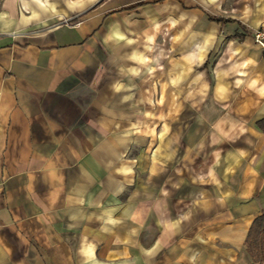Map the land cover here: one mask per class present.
Segmentation results:
<instances>
[{"label":"crops","instance_id":"crops-1","mask_svg":"<svg viewBox=\"0 0 264 264\" xmlns=\"http://www.w3.org/2000/svg\"><path fill=\"white\" fill-rule=\"evenodd\" d=\"M264 0H0V264H254Z\"/></svg>","mask_w":264,"mask_h":264},{"label":"trees","instance_id":"trees-1","mask_svg":"<svg viewBox=\"0 0 264 264\" xmlns=\"http://www.w3.org/2000/svg\"><path fill=\"white\" fill-rule=\"evenodd\" d=\"M257 125L264 132V118L259 119ZM244 245L252 263L264 264V210L253 220Z\"/></svg>","mask_w":264,"mask_h":264},{"label":"built area","instance_id":"built-area-1","mask_svg":"<svg viewBox=\"0 0 264 264\" xmlns=\"http://www.w3.org/2000/svg\"><path fill=\"white\" fill-rule=\"evenodd\" d=\"M251 38L254 43L258 44L259 47L264 50V26L256 28L252 32Z\"/></svg>","mask_w":264,"mask_h":264},{"label":"rangeland","instance_id":"rangeland-1","mask_svg":"<svg viewBox=\"0 0 264 264\" xmlns=\"http://www.w3.org/2000/svg\"><path fill=\"white\" fill-rule=\"evenodd\" d=\"M255 264V263H254Z\"/></svg>","mask_w":264,"mask_h":264}]
</instances>
